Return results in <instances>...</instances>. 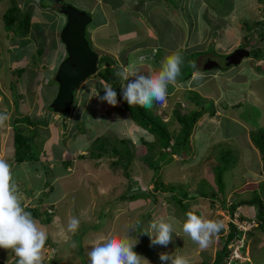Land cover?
<instances>
[{"label": "rangeland", "instance_id": "rangeland-1", "mask_svg": "<svg viewBox=\"0 0 264 264\" xmlns=\"http://www.w3.org/2000/svg\"><path fill=\"white\" fill-rule=\"evenodd\" d=\"M62 1L71 3L77 8L76 0ZM107 1L110 4L111 0ZM145 1L152 7V13L155 15V31L162 29L164 33L166 28L169 31L166 40L162 41L159 38L151 40L146 36V28L151 27L149 24L135 27V30H127L138 35L127 37L123 25L125 23L122 21V24L119 22L116 24L118 15L112 13L110 30L99 34V38L95 35L97 36L95 41L103 50V53L97 51L99 59L108 56L109 67L116 73L123 66V60L119 57H126L128 61L123 67L146 75L154 71L153 69H159L166 56L175 52L182 55L184 63L181 65V75L175 84L169 85L166 103L154 102L148 111L161 118L168 124L169 130L175 133L181 128L176 126L177 123L173 119L174 110L183 113L203 109V115L214 111L215 117L199 119L196 127L194 126L189 132L184 155L181 157L172 155L171 162H162L163 165L166 164L159 172L160 180L166 185H170V181L176 182L175 188L179 185L191 190L193 186L198 185L200 179L204 178V181L208 182L215 177L214 168L218 165V161L221 163V156H224L222 162L227 160L229 163L222 174L226 192L219 199L225 200L230 194L229 200L233 203L234 197L239 199L241 194L252 192L250 184L242 185L251 180L252 176L249 172L254 173L260 164L259 154L256 153L257 150L251 142L250 134L257 128H264V47L255 32L247 31L246 28L264 21V5L258 0H224L219 3V7L215 0ZM138 2L141 4L137 3V5L142 6L137 12V18L140 17L143 7L147 6L146 2L143 5V0ZM54 4L55 0H0V112H6L11 117L5 124L0 125V158L8 161L6 158L11 153L13 121L28 117L33 121V125L31 122V125H20L28 136L37 137L32 146L39 162L42 163L29 161L18 165L12 161L9 164L12 166L13 181L17 186L23 207L31 197L37 196L40 197V201H37L36 197L31 201L30 206L37 207L39 204L40 211L46 209L53 211V206L47 208L44 203L48 200H56L54 220L47 225L38 222L48 235L47 243L42 250L44 257L42 264H89L87 257V252L91 250L89 240L99 233L108 232L121 235L127 233L136 237L139 243L134 251L142 255L144 248L148 247L151 252L149 251L146 258L152 264H162L159 254L163 252L164 247L152 245L149 235L145 232L150 234L152 221L174 214V211H179L180 208L175 206L176 208L172 209L174 211H171L170 207H162L149 216L146 214L147 201L152 202L155 197L163 195L159 196L153 190L154 186L150 182L154 172L146 168L141 160L142 155L130 161L125 159V168L120 164L119 157L108 155L99 159L90 157L93 150L92 143L98 137L104 138L109 146L111 144L117 149L121 146L119 140H124L125 147L129 152H133L139 147L145 148L142 143L144 141L154 142L153 136L136 126L128 113L117 111L116 109L120 108L118 103L113 107L112 113H108L110 105L106 102L102 103L96 97L98 94L104 95L105 85L98 76H90L78 85L68 114H55L48 109L53 98L52 85L56 84L53 77L65 56L59 41V32L66 21L52 9ZM13 5L23 12L26 11L24 15L30 16V31L21 37L15 36L11 29L6 31L4 26L3 15L8 8L12 9ZM165 11L172 14L170 17L173 21L169 20V24L167 21L163 23L160 21V19L164 20L162 15H166ZM95 20L97 24L100 23L101 16H97ZM88 30L86 29L85 35L89 42L88 34L91 33ZM106 34H124L128 41L105 36ZM248 35L252 38L249 46L247 45L249 42H246V45L242 42L244 38L249 37ZM235 44L250 51L262 48L263 58L245 59L240 65L227 68L224 66L223 53L227 50L234 51L238 48L233 46ZM90 47L94 51L93 44H90ZM151 47L163 48L157 58H154L152 49L149 50ZM203 47L207 53L206 56L200 55L205 56L200 63L206 67L216 63L220 65V69L203 71V66H197L195 70L203 72V78L206 80L198 79L189 83L192 81L191 77L183 81L182 69L190 63L191 55L197 58L195 52ZM117 50H119L117 58L108 53ZM39 51H41L40 56ZM210 58L213 60L205 62ZM257 67L259 70L256 69ZM221 69L227 72L222 73ZM119 83L123 81L119 79ZM193 95L196 100L198 99L197 103L200 106L191 101ZM117 117L124 121L117 122ZM60 144L67 150L66 153L58 150V145L61 149ZM57 153L63 157L58 158ZM149 153L147 155L154 154V152ZM80 156L84 158L80 159ZM164 158L165 156L160 161ZM44 161L48 163L57 161L52 163L53 170L47 175V163ZM114 161L115 163L112 164ZM180 161H184L183 165L186 168L180 166ZM95 163L98 165L95 166ZM40 164L44 166L41 168ZM66 165L72 166L68 173L65 171ZM36 168L39 170L38 173L34 172ZM202 175L204 176L200 177ZM134 180L142 183L143 191L148 192L149 197L133 198V194L128 193L127 189L134 187ZM212 185L211 181L208 184L200 182L197 192H189L186 195L195 196L198 195V191L211 192ZM179 192L185 195L184 191ZM124 193L127 200L120 199ZM253 197L255 202L261 200L264 205L263 184L259 185ZM212 200L213 198H207L203 199V202L208 203ZM188 201L189 199L186 203H182L185 208L192 206ZM178 206L180 207L179 204ZM242 210L252 211L253 216L260 220L264 218V213L262 214L258 205L239 207L237 213ZM196 212L198 211H195V214ZM159 213L164 215L159 217ZM179 213L176 212V218H180ZM71 217L80 220V226L75 233L67 231ZM251 218L253 217L248 215L245 219ZM181 221L183 223L185 219L182 218ZM260 229L256 228L246 237L244 250L248 248L247 264H264V248L257 249L259 243L264 247V232ZM184 238L187 239L185 249L193 250L191 239L188 236ZM174 243L175 241H172L170 245L174 246ZM182 244L184 245V242ZM221 246H224L222 240ZM188 251L186 255L191 254ZM205 256V253L200 255L201 259ZM15 257L11 250L0 249V264H9L11 261L14 264Z\"/></svg>", "mask_w": 264, "mask_h": 264}, {"label": "clouds", "instance_id": "clouds-1", "mask_svg": "<svg viewBox=\"0 0 264 264\" xmlns=\"http://www.w3.org/2000/svg\"><path fill=\"white\" fill-rule=\"evenodd\" d=\"M60 1L61 3H66L62 0ZM56 8L57 5H55V11ZM143 59L141 57V60ZM211 60L213 59H207L205 62ZM183 63L182 55L179 52H175L164 58L159 69L146 75L130 71L121 66L115 75L123 81L120 89L124 101L129 106L138 105L143 108H151L154 102L158 104L166 103L168 87L170 84L177 82V78L181 75V65ZM190 66L193 69L197 68L195 62H190ZM213 69L219 70L220 65ZM220 72H223L222 69ZM198 79H203V72L197 69L193 72L192 81L189 83ZM103 92V96L98 94L96 97L102 103L106 102L108 105L116 107L118 103L117 92L112 85L105 84ZM10 118L8 113L0 112V125L5 124ZM121 121L124 120H120L117 117V122ZM39 163L42 162L40 161ZM31 201H33L32 197L27 202V207L24 206V208L22 206L17 186L13 181L12 166L7 160L0 158V249L14 252L18 258L17 264H42L44 259L42 250L45 247L48 235L39 226L38 221L32 216L31 212L26 211L27 208L39 209V204L37 207L30 206ZM51 206H53V211L46 209L49 213L54 212V205H49L47 208ZM53 220L54 218H52ZM175 223L176 221L173 217H161L151 222L150 229L152 234L147 232L145 234L149 235L152 245L166 248L173 241ZM79 226L80 220L77 217H71L67 224V231L75 233ZM223 227L224 223L222 220L208 219L189 211L186 213V219L182 224V232L203 249L209 246L212 238ZM234 228L233 232L235 235L236 230ZM138 243L139 240L136 237H132L127 233L123 235L112 232L99 233L88 242L91 249L87 252L89 264H152L149 259L134 251ZM159 259L162 264H190L186 256L175 253L162 252L159 254ZM12 262L9 264H12Z\"/></svg>", "mask_w": 264, "mask_h": 264}, {"label": "trees", "instance_id": "trees-1", "mask_svg": "<svg viewBox=\"0 0 264 264\" xmlns=\"http://www.w3.org/2000/svg\"><path fill=\"white\" fill-rule=\"evenodd\" d=\"M143 1H145V0H143ZM223 1L224 0H215L216 4L218 3L217 7H219V3H222ZM258 2L264 5V0H258ZM25 12L19 10L14 5H13L12 9L8 8L3 15L4 26H5L6 31H10V29H11L12 31H14V34L17 37H21V36H24V34H27L30 31L31 24H30V16L24 15L23 13H25ZM17 14L19 17L17 16ZM246 29H247V31H250V30L254 31L255 34L257 35L258 39L263 43L262 47H264V21L260 22V23H255L251 27H247ZM251 34H253V33H251ZM251 34H249V35L252 36ZM250 36L243 39V41H242L243 44L246 45V42H249V44H247V45L248 46L250 45V42L252 41V38ZM262 50H263L262 48L252 50L250 53V57L253 58L254 60H261L263 58V56H262L263 53H261ZM41 51H39V54H38L39 56L41 54ZM195 53H196L195 55L198 58L202 53H203V55L204 54L206 55L207 52L206 51L201 52L199 50L198 52H195ZM197 58H194L191 55L189 62H195L196 63ZM109 59L110 58L108 56H103L102 58L99 59L100 61H98V67H97V72H96L95 76H98L99 79H101L105 84H111L112 87L114 88V90H116L118 104L120 105V108H118L116 110L117 111L121 110V111H125L126 113H128L129 117L135 122L136 126L142 128L144 131H146L147 133H149L150 135L153 136L154 142L144 141L142 143H143V146H145V148L139 147L138 149L134 150L133 152H129L128 151L129 149H127L125 147V141L124 140H119V144L122 146L121 147L119 145L120 146L119 147L120 150H119L116 147L111 146V144L109 146L108 141H106L104 138L98 137L92 143L91 149H93V150H92V154L90 157L95 158V159H99V158H102V157L107 156V155L112 156L114 158L119 157V162H121L120 164H123V167L125 168L126 167L124 164L125 159L130 161L132 159H138L142 155L143 157L141 158V160L145 164L146 168L150 169L151 171L154 172L153 177H152L151 182H150L154 186L153 190L155 192H157V194H163L165 192L172 193V192L176 191L177 192L176 194L179 196V193H180L179 191H183L181 189V187L175 188V186H173V185L170 186V185L164 184L162 182V180H160L159 172L161 171V169L166 164L165 163L163 165L162 162H164V161H170L171 162L172 155L181 156L182 154L185 153V151L187 150L185 146L189 140V135H190L189 132L194 126H196L199 119L203 116V111L197 109V111H190V112L181 113L178 110H174L173 111V119L177 123L176 126L180 127L181 129L179 130L178 133L171 132L169 130L168 124L164 123L162 121V119L157 117V115H155L153 112L148 111V108H143V107H140L138 105L129 106L127 104V102L124 101V99L122 97V92L120 89L122 83L121 84L119 83L120 78L117 77L115 75V71H113V69H111L109 67V65H110ZM106 65H108V67H106ZM186 66H185L186 68L182 69V75L184 76L183 79H185V81L189 80L192 77L193 72L195 71V69H193L190 66V63ZM259 67H257L256 69L259 70ZM99 69H100V71H99ZM215 70L216 69H213V71H215ZM19 71L22 72V70H19ZM186 73H187V75H186ZM51 84H52V82H51ZM53 85H56V84H53ZM12 86H13V84H12ZM191 101L192 102L194 101V103H196L198 106H200V104L197 103V102H199L198 99L196 100V97L194 95H193V98H191ZM48 109H49V107H48ZM109 109H110V112H108V113H112L111 111H113L114 108L112 106H109ZM212 114H213V112L210 115H208V117L212 116ZM112 115H114V114H112ZM30 122L32 123L33 121H31L28 117H26L24 119H15L12 123V125H14L13 126L14 127L13 128L14 134H13V139H12L13 140V147H14V151H15L14 162L20 163L23 161H33V162L39 161L38 156H36V154L34 153V151H35L34 147L32 146L33 142L35 141V136H33V135L28 136L27 133H25L24 128L20 125V124L31 125ZM32 125H33V123H32ZM64 129L67 131L70 130V128H64ZM79 131H80V129L77 132L79 133ZM77 132H75V133H77ZM250 138H251V142H252L253 146L259 151V155H260L262 163H263V171H264V128H257V130L252 131L250 134ZM116 141H118V140H116ZM148 152H150V153L154 152V154L153 155L152 154L147 155ZM163 156H165L164 160L160 161L161 158H163ZM79 158L83 159L84 157L80 156ZM222 160H224V156H221V163H220V161H218L217 162L218 165L214 168L216 182L219 186H222V174L227 169V166L229 164L227 162V160L223 161V162H222ZM113 163H115V161L112 162V164ZM129 163H131V162H129ZM67 165L65 167H67ZM97 165H98V163H95V166H97ZM46 169H47L46 175L49 173L50 170H53V168H49L48 166L46 167ZM157 174H158V177H157ZM133 183H134L133 184L134 187L127 189L128 193L130 192L131 194H133V198H135L137 196H139V197L145 196L147 198L150 195L148 192L143 191V185L140 181L134 180ZM41 193H42V191H41ZM124 195H125V193L120 196V199L122 198L124 200H127V197H125ZM186 196L187 195H184L183 197L185 198ZM175 200H176L177 204L181 203V199L176 198ZM261 202L262 201H260L258 203L255 202V198H254L252 201V204H257V205L259 204L258 207L260 210L261 209L263 210V211H261L263 214L264 205ZM154 203H156V202L154 201ZM27 209L29 212H31L32 216L38 222H41L43 225H47V224L51 223L52 218H54V212L49 213L48 210L40 211L39 209H36V208L35 209L27 208ZM183 209H184V207H183ZM242 220L243 219H241V218L239 219V221H242ZM254 220L257 222V226L255 227V229L256 228H259V229L262 228L260 230L264 232V218H261V220L256 218ZM249 221H252V220H249ZM248 234H251V231H249L247 233V235ZM233 237H234V232L232 230L229 234V240H231ZM244 248L241 250V253L243 252ZM150 250L151 249L148 247L144 248L142 255L147 257ZM17 259H18L17 257L14 258V264H17ZM217 263H218V260H217ZM219 264H224V263L219 262Z\"/></svg>", "mask_w": 264, "mask_h": 264}, {"label": "crops", "instance_id": "crops-1", "mask_svg": "<svg viewBox=\"0 0 264 264\" xmlns=\"http://www.w3.org/2000/svg\"><path fill=\"white\" fill-rule=\"evenodd\" d=\"M76 1H78L77 8L75 6H73V4L68 3L66 1L65 2L67 4L72 5L76 9L84 11V12L89 13L91 15L92 23L87 27V29H89L88 31L91 33V35L88 34V37L90 39L89 42H90L91 45L93 44L94 51L96 53H97V51L103 53V50H101V47H99L100 46L99 43L95 41V39L97 38V36H95V35H98V38H99V34H102V32L104 33L105 31L110 30L109 27L112 24V20H111V14L112 13H115V14L118 15L119 19L116 16V20H117V21L115 20L116 24H118V22L120 24H122V21L125 23L123 25H124V31L126 32L127 37H130L131 35L132 36H138L136 33L128 32V31L135 30L134 29L135 27H144L145 24L151 25V27H147L146 28V34H147L146 36H149V38L151 40L152 39L155 40V38H159V40L165 41L166 40L165 38H166L167 34L169 33L167 28L165 29L166 32H164V33L162 32V29L160 31H155L156 30L155 29V27H156L155 23L156 22H155V17H154L155 15L152 13V7L146 1H143V5L146 2L147 6L143 7L142 13H140V17H138V18H137L136 15H137V12L139 11V9L142 6V5L141 6L137 5V3L141 4V2H138V0H111L110 4L108 3L107 0H76ZM52 9L53 10L55 9V4L52 5ZM164 13L166 14V15H162L164 20L160 19V21H161V23L167 21L168 24H169L170 22L173 21V18L170 17V15H172V14L168 13L167 11H165ZM142 14H144L145 16H142ZM58 15H60V14H58ZM60 16H59V18H60ZM97 16H101V21L98 24H97V22L95 20ZM168 16H169V18H168ZM169 20H170V22H169ZM116 24H115V26H116ZM105 36H109V37L110 36H114V37H117L118 39H121V40H124V41L127 40L126 36L124 34L123 35L106 34ZM196 45H198V43H196ZM236 45L237 44H235L233 46L234 47H238ZM150 49H152V53L154 55V58H157L158 53L161 50H163V48H160V47H151V48H149V50ZM134 50H136V49H134ZM199 50L203 51V52L205 51L204 48H201ZM63 51H64V49H63ZM230 51L231 50H227V52L223 53V54L227 55V54L230 53ZM108 53L110 55H113L116 58L119 57V50H117L115 52H108ZM205 56H199V58H198L199 60L197 59L198 61L196 62L197 66H201L200 61ZM119 59L123 60L122 64H123V66H126L127 61H128L126 59V57H124V58L119 57ZM153 70H155V69H153ZM217 70L218 69H216L215 71H217ZM225 72H227V71L225 70L222 73H225ZM219 74H220V72H219ZM216 78H218V77H216ZM202 80L205 81L206 79L203 78ZM184 81H185V79H184ZM180 82H182V81H180ZM56 91H57V86L53 85L52 86V97L53 98H54V96L56 94ZM226 95L228 96V94H226ZM189 96H190V94H189ZM53 98H51V101H52ZM195 105H197V104H195ZM224 107L226 108V106H224ZM202 111L204 112L203 109H202ZM212 112H214V111H211L210 113L205 114L202 117H205L206 119L210 118V117H215V114H213L212 116L208 117V115H210ZM35 139H37V137H35ZM12 143H13V141H12ZM12 143H11V145H12ZM55 145H56V143H55ZM12 147L10 149L11 153L6 158V159H8L9 163L14 161V153H15V151H14V147L13 148ZM57 147H58L59 151L60 150H61V152L65 151L64 153L67 152V150L61 144H60L61 149H59V145ZM8 150H9V148H8ZM256 153L259 154V151L257 150ZM182 155H184V154H182ZM181 156H179V157H181ZM57 157L58 158H62L63 156L61 154L57 153ZM259 158H260V164H259L258 170H256L254 173H252V171H250L249 174H250V176H252L251 180L249 182L244 183L242 185V186H245L247 184H250V186L252 188V192L248 191L245 194H241V196H239V199H236L237 197H234V202L233 203L231 202V200H229L230 194L227 195L225 200H220L219 199V197L224 196L223 194H225L226 191H224L223 181H222V186H219L217 184V182H216V178L215 177H213V179H211V180L209 179L208 182L204 181V178H202V179L199 180V183H198V185L200 184V182H205V183L208 184L209 181H211V183L213 184L211 186V188H210V190L211 189L213 190L211 192H209V191H203V192L202 191H198V195L190 196V197L186 196L185 198H182V196H184L183 193H179V196H178L176 194L177 193L176 191H174L172 193L165 192L163 194H159V196H161V195H163V196L155 197L152 202H151V200L150 201L148 200L147 201V203H148L147 208L148 209L146 211V214L148 216L153 214L157 209L162 208V207H164V208L170 207L171 211H174L172 209L176 208L175 206L180 208L179 211H174V214L166 215V217L163 216L164 214L163 215H161L160 213L158 214L159 217H161V216H163L164 218L173 217L175 219V221H176V223L174 224L175 231L173 233V241H175L174 246H171L169 244L166 248L165 247L163 248V252H167L169 254H174L175 253V254L184 255V256H186L189 259L190 263L195 262V264H219V262H221V263L223 262L224 263L225 256L227 254V247H228V243H229V234L233 230L232 225L229 223L230 219L233 218L234 221L239 222L240 218L243 219V221H249V220L245 219L248 215H251V217H253L250 220H254V219L257 218V217L253 216L252 211L248 212V211H243L242 210L240 213H237V208L252 205V201L254 199L253 195H254L256 189L259 187L260 184H264L263 163H262L260 155H259ZM58 161L60 162V159ZM73 161L76 163L75 159ZM24 162L28 163L29 161H24ZM24 162H20V163L14 162V163H18V165H22V163H24ZM56 162L55 161H53V162L49 161V163H51V164H49L47 161H44V163H47L46 167L48 166L49 168H53L52 163H56ZM38 163L39 162L37 161L36 164H38ZM180 163H181L180 164L181 167L186 168L183 165L184 161H180ZM43 166L44 165L40 164L41 168ZM71 167L72 166H70V165L65 167V171L68 173V170ZM34 172L38 173L39 172L38 168H36V170ZM203 176L204 175H202L200 177H203ZM169 183H170V186L171 185L174 186V184H176V182H171V181ZM198 185L197 186H193V188L191 190H189L188 188H185V187H181L179 185H177V186H178V188L181 187V189L185 192V195H186V193H189V192H197ZM215 185H216V188H215ZM242 186H241V188H242ZM36 197L37 196H33V199H35ZM157 198H158V200H157ZM176 198L177 199H181V203H179L180 207L176 203V200H175ZM207 198H213V200L209 201L208 203L203 202V199H207ZM36 199H37V201H40V197H37ZM43 199H42V202H43ZM161 199H163V200H161ZM182 199H184V200H182ZM188 199H189L188 202H190V204L192 206H189V207L187 206L185 208L183 206V204L186 203V200H188ZM154 201L156 203H154ZM55 202H56V200H48L47 203L45 202L44 204H46L47 207H48L49 205H54ZM155 205H157V206L155 207ZM253 205H257V204H253ZM33 206H35V205H33ZM183 207H184V209H183ZM189 211H192L193 213H195V211H198L196 213L198 215H201L202 217H205V218H208V219H219V220H222L223 223H224V227L221 229V231L218 234H216L212 238L211 243L206 248L201 249L197 244H195L194 242L191 241L193 243L194 249L191 250V251H188V250L185 249V243L187 242V239L184 238V236H186V235L182 232V224L183 223H182L181 219L182 218L186 219V213L189 212ZM260 211H263V210L261 209ZM176 212H180L179 213L180 214L179 215L180 218H176ZM181 216H182V218H181ZM150 234H152L151 231H150ZM221 240L223 241L224 246H221ZM183 242H184V245L182 244ZM262 246H263V244L259 243L257 249H263L264 247H262ZM187 251L189 253H191V254L186 255L185 253H187ZM247 251H248V248L246 250H243L242 255L246 258V261L248 262L249 261V259H248L249 256L247 255ZM201 253H205L206 254V256L203 257L204 259H201V257H200ZM207 259H209V260H207ZM217 260H218V263H217ZM263 262H264V260H263Z\"/></svg>", "mask_w": 264, "mask_h": 264}, {"label": "water", "instance_id": "water-1", "mask_svg": "<svg viewBox=\"0 0 264 264\" xmlns=\"http://www.w3.org/2000/svg\"><path fill=\"white\" fill-rule=\"evenodd\" d=\"M55 5L57 13L66 21L59 32L65 57L56 68L53 79L57 91L48 107L55 114H68L78 85L96 74L99 55L91 49L85 35L87 27L92 23L91 15L70 4L61 3L60 0H55ZM249 57L250 51L239 47L225 56L224 66H238ZM215 67H218L216 63L203 66L202 69L206 71Z\"/></svg>", "mask_w": 264, "mask_h": 264}, {"label": "built area", "instance_id": "built-area-1", "mask_svg": "<svg viewBox=\"0 0 264 264\" xmlns=\"http://www.w3.org/2000/svg\"><path fill=\"white\" fill-rule=\"evenodd\" d=\"M235 231L234 237L229 241L227 247V255L225 256L224 264H245L246 258L242 256L241 250L245 246L246 236L249 231L257 226L255 221H234L233 218L229 222Z\"/></svg>", "mask_w": 264, "mask_h": 264}, {"label": "flooded vegetation", "instance_id": "flooded-vegetation-1", "mask_svg": "<svg viewBox=\"0 0 264 264\" xmlns=\"http://www.w3.org/2000/svg\"><path fill=\"white\" fill-rule=\"evenodd\" d=\"M219 66V65H218Z\"/></svg>", "mask_w": 264, "mask_h": 264}]
</instances>
